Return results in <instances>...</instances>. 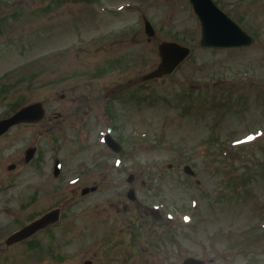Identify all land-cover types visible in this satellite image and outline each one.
Here are the masks:
<instances>
[{
    "label": "rangeland",
    "instance_id": "rangeland-1",
    "mask_svg": "<svg viewBox=\"0 0 264 264\" xmlns=\"http://www.w3.org/2000/svg\"><path fill=\"white\" fill-rule=\"evenodd\" d=\"M215 1L252 45L201 46L190 0H0V118L36 101L52 115L0 137V189L12 178L10 199L31 198L33 216L72 205L57 229L63 246L14 249L0 264H264V0ZM163 41L192 54L143 82ZM29 146L32 166L19 160ZM11 163L21 171L9 176Z\"/></svg>",
    "mask_w": 264,
    "mask_h": 264
},
{
    "label": "water",
    "instance_id": "water-1",
    "mask_svg": "<svg viewBox=\"0 0 264 264\" xmlns=\"http://www.w3.org/2000/svg\"><path fill=\"white\" fill-rule=\"evenodd\" d=\"M194 4L196 12L199 14L203 25V38L202 45L204 46H244L252 42V38L246 34L236 23H234L213 0H191ZM147 31L150 35H154V30L150 23L147 25ZM160 55L162 62L160 66L147 74L144 80H149L157 77H161L166 74H170L174 69L190 54L191 49L176 42L164 41L160 44ZM45 109L43 103H35L23 108L14 116L0 120V135L6 133L12 126L22 122H38L45 117ZM109 145L117 150L121 151L120 144L112 138L111 135L106 137ZM35 153V149L28 151V160H30ZM59 170V167H58ZM57 170V172H58ZM186 172L194 174L190 166L186 167ZM132 179V178H130ZM96 188H86L84 193H88ZM131 198H134V191L129 193ZM50 214L43 218L33 222L29 228L24 229L23 232L18 235H23L25 231L28 234H34L39 229L45 227L50 220L54 217H49ZM13 242V241H11ZM88 264H91L90 262ZM183 264H204L203 260L195 257H189L185 259Z\"/></svg>",
    "mask_w": 264,
    "mask_h": 264
},
{
    "label": "flooded vegetation",
    "instance_id": "flooded-vegetation-1",
    "mask_svg": "<svg viewBox=\"0 0 264 264\" xmlns=\"http://www.w3.org/2000/svg\"><path fill=\"white\" fill-rule=\"evenodd\" d=\"M13 188H8L0 191V254L1 256H9L13 254L14 249L19 250V248H26L29 253H31L33 249V245L36 244V248L38 246L42 247L43 244L45 247H52L55 245H62V241L59 238V232L57 231L58 225H53L46 230L38 232L35 236L26 239L24 241H20L14 244L9 245L7 243V238L13 232L21 229L30 221L33 220L34 216L32 215L30 207H32V199L26 197L24 202L21 201L19 204H16L17 199H10L12 193L10 192ZM7 195L6 197H3ZM31 197V196H30ZM62 215L64 216V222H67L68 225L70 221L66 220V216L62 211ZM8 221L7 223H4ZM56 229V230H55ZM55 230V231H54ZM61 235H64L62 232ZM27 254L26 251L21 250L20 257H25Z\"/></svg>",
    "mask_w": 264,
    "mask_h": 264
}]
</instances>
